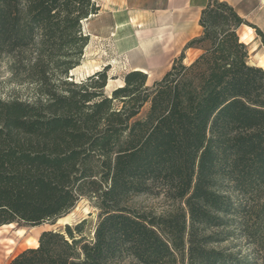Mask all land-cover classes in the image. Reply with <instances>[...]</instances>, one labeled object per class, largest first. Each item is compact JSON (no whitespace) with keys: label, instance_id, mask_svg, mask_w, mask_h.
<instances>
[{"label":"trees","instance_id":"16d2710c","mask_svg":"<svg viewBox=\"0 0 264 264\" xmlns=\"http://www.w3.org/2000/svg\"><path fill=\"white\" fill-rule=\"evenodd\" d=\"M99 10L93 0H0V56L38 96L0 98V226L53 222L81 198L99 210L92 239L84 220L45 231L9 264H256L215 248L225 238L208 231L245 215V237L264 248V70L237 34L260 30L209 0L184 48L200 51L191 63L182 52L151 86L129 71L106 96L107 66L66 80L88 44L82 20ZM153 192L183 207L127 205Z\"/></svg>","mask_w":264,"mask_h":264},{"label":"rangeland","instance_id":"374dc122","mask_svg":"<svg viewBox=\"0 0 264 264\" xmlns=\"http://www.w3.org/2000/svg\"><path fill=\"white\" fill-rule=\"evenodd\" d=\"M99 5V0H93ZM113 0H105L104 6L96 15L89 16L82 20L81 30L83 35L88 36V44L83 49L80 64L68 72L66 80L81 83L87 77L95 72L104 69L103 64L109 63L106 76L107 82L103 89V94L110 96L112 90L123 85V76L127 73L121 60L122 55L116 54L113 47V29L114 16ZM103 3V0H101ZM225 2V1H224ZM232 7L241 14L245 13L244 20L248 24L258 28L260 34L249 26L242 25L237 34L239 38L243 35L251 34L247 38L248 59L251 66L260 67L264 70V0H227ZM226 2V3H227ZM228 3V4H229ZM229 4V5H230ZM153 7L157 8L158 3L154 0ZM154 14L161 15L162 12L154 10ZM111 28V31H109ZM251 28V27H250ZM195 33H198V29ZM189 42V41H188ZM196 53H186L184 64H188ZM12 58L9 56H0V98L8 101L18 99L21 101L34 102L38 96L34 92L32 85L28 83H18V78L12 75L10 64ZM155 77L148 78L147 86H151ZM148 107L145 106L138 118L144 117ZM222 190L227 189V194L231 196L232 201L239 203L245 208V198L237 199L236 195L230 192V185L222 183ZM127 205L137 212L148 213L152 215H167L179 207H183L178 201L167 199L163 194L147 193L134 195L130 198ZM99 210L95 207L93 201L87 198H81L70 212L53 222H44L36 226H29L23 223H13L0 226V264H9V261L18 253L28 248H35L38 244V238L45 231L63 232L66 225L74 227L81 221H85L83 235L92 239L93 230L98 221ZM228 225L225 228L209 230V233H218L224 241L214 245L215 248L225 250L233 254L236 258L253 261L256 264H264V248L261 242L254 243V239L245 237V215H235L227 217Z\"/></svg>","mask_w":264,"mask_h":264},{"label":"crops","instance_id":"0c3cea01","mask_svg":"<svg viewBox=\"0 0 264 264\" xmlns=\"http://www.w3.org/2000/svg\"><path fill=\"white\" fill-rule=\"evenodd\" d=\"M156 1L157 8L153 7L154 0L112 1L113 11L116 13L112 28V35L115 37L114 52L122 55L125 71H141L147 75V82L148 78L153 76L155 79L152 83L162 78L171 67L173 60L182 52H184V60L186 53H196L195 58L199 55L198 49L184 50V48L188 41L201 35L199 18L209 2V0ZM220 1L227 2V0ZM99 3L100 8L106 2L103 0L102 3L99 0ZM154 10H159L162 14L157 15V12L154 14ZM239 15L245 17L244 12ZM197 29L198 33H195ZM247 36L250 37L251 34ZM247 36L243 35L240 38L241 42L247 44ZM103 66L109 67L111 64L106 63Z\"/></svg>","mask_w":264,"mask_h":264}]
</instances>
